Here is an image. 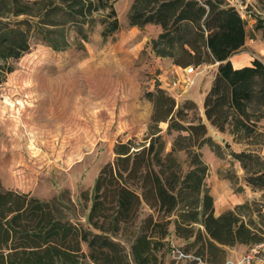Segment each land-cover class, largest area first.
<instances>
[{"label":"trees","instance_id":"obj_1","mask_svg":"<svg viewBox=\"0 0 264 264\" xmlns=\"http://www.w3.org/2000/svg\"><path fill=\"white\" fill-rule=\"evenodd\" d=\"M115 1L0 0V84L14 70L11 61L32 43L63 50L71 27L86 41L83 26L95 22L102 26V38L110 36L119 28ZM261 9L253 30L261 31L264 40V3ZM98 12L104 13L97 18ZM128 20L138 27L159 25L157 42L166 46L160 51L180 67L217 63L203 98L204 119L192 99L178 103L160 87L148 91L152 111L146 136L136 146L132 139L117 143L113 161L99 170L88 227L70 221L55 202L0 184V264H162L159 252L168 244L171 226L188 242L180 250H193L194 263H222L226 247L264 239L262 229L237 211L249 208L246 203L214 214L201 152L204 145L219 147L207 124L220 132L248 134L264 118V62L255 58L234 67L230 61L250 35L246 21L229 0H134ZM174 132L167 149L165 136ZM231 155L250 171L249 184H264V169L255 168L264 163L257 154ZM143 207L149 211L141 217Z\"/></svg>","mask_w":264,"mask_h":264},{"label":"rangeland","instance_id":"obj_2","mask_svg":"<svg viewBox=\"0 0 264 264\" xmlns=\"http://www.w3.org/2000/svg\"><path fill=\"white\" fill-rule=\"evenodd\" d=\"M133 2L113 3L119 28L106 38L100 35L102 26L95 22L92 27L83 26L86 41L71 27L69 45L63 50L32 43L27 53L11 61L14 70L0 84L1 187L55 202L70 221L84 227H88L86 215L94 180L103 165L113 161L115 145L132 139L136 146L146 136L152 111L147 92L160 87L178 103L192 99L204 119L203 100L199 99L201 94L205 96L217 68L216 63H191L195 74L186 75L185 67L174 64L172 56L160 51L166 46L157 42L159 25H130L128 13ZM229 3L246 21L250 34L230 57L232 65L251 64L255 58L264 62L262 32L253 30L256 15L263 13L264 0ZM102 13H95V17ZM252 125V132H239L229 142L221 140L215 150L204 145L202 158L208 166L205 184L213 203L218 194H245L248 198L244 204L249 208L237 211L245 221L260 227L264 236V184H249L246 179L250 171L231 155V151L252 152L264 162V118ZM160 127L165 130L166 124L160 123ZM207 127L213 137L214 128ZM175 135L165 136L167 149ZM256 167L264 169V163ZM148 211L143 207L141 217ZM165 240L168 244L159 252L162 264H210L192 262L196 257L191 249L186 258L173 254L171 249L185 248L188 242L184 239ZM82 249L87 251L85 244Z\"/></svg>","mask_w":264,"mask_h":264},{"label":"crops","instance_id":"obj_3","mask_svg":"<svg viewBox=\"0 0 264 264\" xmlns=\"http://www.w3.org/2000/svg\"><path fill=\"white\" fill-rule=\"evenodd\" d=\"M217 64V63H216ZM250 65V64H246ZM245 65H239V66H234V67H241ZM179 68V67H178ZM211 84V81L209 83V86ZM208 86V88H209ZM195 98V97H192ZM204 98V94H201V98L199 99L202 101ZM204 115V114H203ZM214 136L212 137L217 143L221 142V140L225 142H229V139H233V134H230L229 132H220L217 129L214 128ZM203 151V148H201V152ZM248 151V150H247ZM225 184V183H223ZM246 195H236V194H230L226 193L223 195H217L214 199L213 207H214V214L217 216L224 211L231 209L232 205H238L244 203V201L247 199ZM176 237L174 234L173 227L170 228V233L166 237V239ZM172 240V239H170ZM248 247L246 244H236L235 246L232 247H227L228 253L225 258V261L219 264H240V259L241 257L246 253L245 249ZM186 258V257H185Z\"/></svg>","mask_w":264,"mask_h":264},{"label":"built area","instance_id":"obj_4","mask_svg":"<svg viewBox=\"0 0 264 264\" xmlns=\"http://www.w3.org/2000/svg\"><path fill=\"white\" fill-rule=\"evenodd\" d=\"M184 70L186 75L195 74L194 66L185 67ZM171 250L172 253L176 254L178 257H188V254H184L182 251ZM240 264H264V239L261 242L253 244L249 248V250L241 257Z\"/></svg>","mask_w":264,"mask_h":264}]
</instances>
